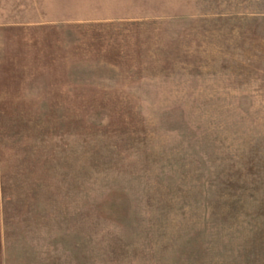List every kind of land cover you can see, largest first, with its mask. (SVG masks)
<instances>
[{"label":"rangeland","instance_id":"1","mask_svg":"<svg viewBox=\"0 0 264 264\" xmlns=\"http://www.w3.org/2000/svg\"><path fill=\"white\" fill-rule=\"evenodd\" d=\"M60 10L0 26V264H264V0Z\"/></svg>","mask_w":264,"mask_h":264},{"label":"crops","instance_id":"2","mask_svg":"<svg viewBox=\"0 0 264 264\" xmlns=\"http://www.w3.org/2000/svg\"><path fill=\"white\" fill-rule=\"evenodd\" d=\"M74 1L76 0H13L10 4H5L0 0V13L10 12L11 14H17L16 16L10 17V20L14 21V23L0 24V26L27 30L41 26L60 24L61 22H65V20H60V18L50 20L52 17L50 16V12H61L60 7L64 3H72Z\"/></svg>","mask_w":264,"mask_h":264}]
</instances>
